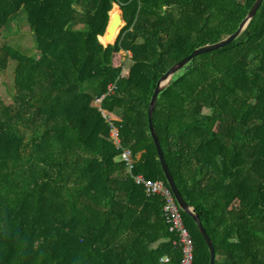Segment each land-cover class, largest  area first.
<instances>
[{"label": "trees", "instance_id": "trees-1", "mask_svg": "<svg viewBox=\"0 0 264 264\" xmlns=\"http://www.w3.org/2000/svg\"><path fill=\"white\" fill-rule=\"evenodd\" d=\"M254 1L0 0V34L22 16L36 50L0 45V74L14 65L10 102L0 98V264H180L161 199L119 155L135 159L132 175L167 187L147 124L155 84L232 34ZM113 5L124 26L104 46ZM118 52L129 54L126 77L112 65ZM113 83L99 110L94 99ZM152 125L214 264H264V0L236 39L172 77ZM180 216L191 264H208L196 225Z\"/></svg>", "mask_w": 264, "mask_h": 264}, {"label": "water", "instance_id": "water-1", "mask_svg": "<svg viewBox=\"0 0 264 264\" xmlns=\"http://www.w3.org/2000/svg\"><path fill=\"white\" fill-rule=\"evenodd\" d=\"M261 2H262V0H255L254 1L250 10L246 14V16L242 19V21L239 23L237 29L232 34L228 35L226 38H224V39H222V40H220L214 44L205 45V46H202V47H199V48L193 50L189 55H187L186 57H184L183 59H181L180 61H178L174 65H172L157 80L155 87L152 91L148 106H147L148 129H149V133H150L152 143H153L155 150H156L157 158H158L162 173L164 175V178H165V181L167 184V188L169 189L170 193L172 194L177 208L181 212H183L184 214L189 216L193 220L194 224L196 225V228H197L199 234L201 235L202 239L204 240V242L208 248V252H209L208 264H214V262H213L214 250H213L212 243H211L210 239L208 238V236L206 235L205 230L203 229L199 218L193 212L192 208H190L185 203L183 198L181 197V195H180L177 187L175 186V183H174V181H173V179H172V177L168 171V168L166 166V163H165V160L163 158V154H162V151H161L158 139H157V136L155 134V131H154V128L152 125V112H153L158 94L171 83L172 77L178 71L183 69V67H185L194 57L201 55V54H204V53H208V52H212V51L221 49V48L225 47L226 45H228L230 42H232L234 39H236L239 36V34L245 29V27L247 26L249 21L253 18L254 14L257 11ZM122 23H123V21L121 18V11L114 12L109 16V21H108L107 27L105 29V33L102 37L103 41H104L102 44L104 46L114 43L115 32H116L117 28L119 27V25H121Z\"/></svg>", "mask_w": 264, "mask_h": 264}, {"label": "built area", "instance_id": "built-area-1", "mask_svg": "<svg viewBox=\"0 0 264 264\" xmlns=\"http://www.w3.org/2000/svg\"><path fill=\"white\" fill-rule=\"evenodd\" d=\"M124 54L126 55V62H123V64L120 65V75L122 77H126L129 75V67L127 65L129 54ZM114 88V83L109 84L107 86L106 91L99 98L94 99L93 105L100 110L99 105L101 100L105 96L111 94ZM101 115L105 119V121L110 124L112 121H117L115 117L107 115L103 112H101ZM110 138L116 148H119L120 145L117 139V130L112 125L110 129ZM119 160L124 164L125 173L131 176L136 185H141L143 187L147 196H156L161 199L163 219L165 223L169 226V231L175 233L179 248L181 250L180 264H191L193 259L192 240L187 229L183 225L180 216V210L177 208L169 189L160 181H149L146 180L142 175H132L131 171L135 164V159L128 150L121 151L119 155ZM161 261L167 262L168 258H163Z\"/></svg>", "mask_w": 264, "mask_h": 264}, {"label": "rangeland", "instance_id": "rangeland-1", "mask_svg": "<svg viewBox=\"0 0 264 264\" xmlns=\"http://www.w3.org/2000/svg\"><path fill=\"white\" fill-rule=\"evenodd\" d=\"M111 11L109 13V16L114 12H119L120 10L116 5H113ZM123 26L124 23L119 25V27L117 28L115 32V39ZM76 28L78 29V26H76ZM0 45H11L19 49L20 52L29 55H32L36 52L34 40L30 35L27 25L22 16H19L14 22H12L9 29L3 31L0 34ZM121 62H126V55L123 52L114 54L112 58V65L117 66ZM13 68V62L9 61L6 69L0 74V98L5 104L10 102L12 93ZM205 113L208 112L205 110Z\"/></svg>", "mask_w": 264, "mask_h": 264}, {"label": "bare ground", "instance_id": "bare-ground-1", "mask_svg": "<svg viewBox=\"0 0 264 264\" xmlns=\"http://www.w3.org/2000/svg\"><path fill=\"white\" fill-rule=\"evenodd\" d=\"M111 12H112V11H111ZM100 40H101L102 43L104 42L102 37L100 38Z\"/></svg>", "mask_w": 264, "mask_h": 264}]
</instances>
